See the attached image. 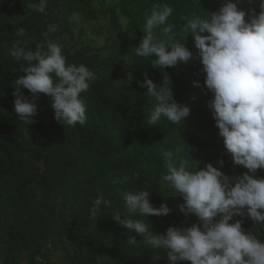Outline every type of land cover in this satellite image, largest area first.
Instances as JSON below:
<instances>
[{
    "label": "trees",
    "instance_id": "trees-1",
    "mask_svg": "<svg viewBox=\"0 0 264 264\" xmlns=\"http://www.w3.org/2000/svg\"><path fill=\"white\" fill-rule=\"evenodd\" d=\"M108 1L113 0H47L44 15L28 7L40 0H0V264H20L23 258L25 264H191L172 262L166 251L150 249L139 234L118 225L113 215L127 213L129 218L144 220L156 234H166L170 226L200 223L194 214L181 211L183 198L162 179L167 174L166 151H173L177 163L188 159L193 169L197 162L198 169L211 163L229 177L248 171L235 165L225 148L210 107L214 94L204 84L199 49L194 37L183 31L193 11L208 16L227 0H115L114 6H106ZM260 3L241 0L238 7L255 8L258 13ZM164 4L174 8L168 20L176 26L174 38L185 43L193 56L175 68L159 69L152 67L155 56L138 57L135 48L146 35V14ZM116 9L126 19V29ZM101 17L109 20L112 33L103 44L92 46L82 39L78 18L92 22L104 20ZM53 24L59 29L50 33L54 42L69 39V45H61L67 63L84 64L99 77L81 93L87 115L84 125L58 123L53 98L42 93L36 101L33 98L38 106L34 123L25 124L15 111L14 80L23 75L24 62L11 56L13 45L25 46L27 41L26 47L35 50L43 40L42 32ZM20 27L26 29V36L16 35ZM153 31L157 40L167 39L163 26ZM128 68L132 72L120 79ZM145 72L157 86L164 75L169 76L175 100L190 108L180 124L163 117L155 125L148 123L156 98L138 83ZM20 91L31 97L23 86ZM255 175L264 177V169ZM121 176L131 179L113 183ZM139 190L150 192L154 207L167 204L170 214L130 213L122 193ZM98 194L111 200L112 206L102 204L95 221L90 209ZM236 219L245 230L253 228L246 213L230 223ZM131 236H136L139 246L128 244ZM156 251L161 252L160 260L152 258Z\"/></svg>",
    "mask_w": 264,
    "mask_h": 264
},
{
    "label": "clouds",
    "instance_id": "clouds-1",
    "mask_svg": "<svg viewBox=\"0 0 264 264\" xmlns=\"http://www.w3.org/2000/svg\"><path fill=\"white\" fill-rule=\"evenodd\" d=\"M241 0H227L218 10L202 16L193 11L186 18L185 33L194 37L199 56L206 73L204 84L214 94L210 101L212 114L223 137L224 145L235 165L248 171L238 177H229L220 168L207 163L203 168L189 167L186 158H174L173 151L164 152L167 174L162 177L170 182L175 194L183 198L181 211L194 214L200 223L188 227L170 226L166 234H156L144 220L129 218L127 213L116 212L113 219L118 225L142 237L152 250L167 252L172 262L190 261L191 264H264V177L255 174L264 169V0L255 8H239ZM254 0H249L253 3ZM29 8L47 15V0L30 4ZM174 8L168 4L154 6L146 14V35L135 48L138 57L155 56L152 67L175 68L188 63L192 52L173 36L175 25L168 23ZM163 26L167 39L157 40L154 29ZM58 25H49L42 32L43 40L35 50L20 43L13 45L11 56L23 61L20 75L14 80V107L17 116L27 125L34 123L38 106L33 98L41 93L53 98L55 120L75 127L87 121L86 105L81 93L88 91L98 75L84 64L67 63L62 46L50 38L58 31ZM18 37L27 35L26 29L17 30ZM47 45V50H45ZM138 81L147 88V94L156 98L148 123L157 124L166 118L180 124L190 114L187 105L177 102L171 89V80L165 76L157 86L147 73ZM131 80V77H129ZM30 91L25 96L20 87ZM29 130L25 131L27 137ZM180 151L179 148L176 149ZM223 165L224 161H219ZM138 178V177H137ZM131 177H117L113 183L125 184ZM130 213L148 217L167 216L171 209L167 204L154 207L148 190L122 193ZM111 207L112 201L98 194L90 209L91 219L97 220L101 205ZM245 213L253 221V228L245 230L236 216ZM128 244L139 246L136 236ZM154 260L161 259V252H153Z\"/></svg>",
    "mask_w": 264,
    "mask_h": 264
},
{
    "label": "rangeland",
    "instance_id": "rangeland-1",
    "mask_svg": "<svg viewBox=\"0 0 264 264\" xmlns=\"http://www.w3.org/2000/svg\"><path fill=\"white\" fill-rule=\"evenodd\" d=\"M115 4H116V1L113 0V1L106 2L105 5L106 6H114ZM116 12L118 14V19H119L120 23L122 24V27L126 29L127 28L126 19L119 14L117 9H116ZM101 18H104V20L92 21V22L91 21H83L80 18H78V22H79L78 25L83 30L82 31L83 32V38L82 39L90 42V45H92V46H99V45L103 44L105 36L109 33H112V29H111L109 20L106 17H101ZM129 38H130V42H131L133 40V38L131 36ZM56 42L59 43L60 45H63V44L69 45L70 44L67 36L57 39ZM136 46H133V47L135 48ZM131 72H132L131 68H128L125 71L121 72L120 76H119L120 79L123 78L126 74H129ZM59 256H60V253L58 252L57 257H56L57 262L59 260ZM20 264H25L24 258L20 261Z\"/></svg>",
    "mask_w": 264,
    "mask_h": 264
}]
</instances>
